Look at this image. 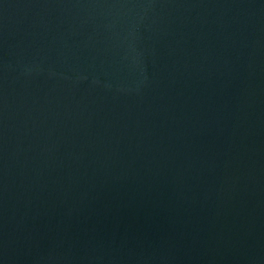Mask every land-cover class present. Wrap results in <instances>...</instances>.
Returning <instances> with one entry per match:
<instances>
[{
  "label": "water",
  "instance_id": "water-1",
  "mask_svg": "<svg viewBox=\"0 0 264 264\" xmlns=\"http://www.w3.org/2000/svg\"><path fill=\"white\" fill-rule=\"evenodd\" d=\"M0 264H264V0H0Z\"/></svg>",
  "mask_w": 264,
  "mask_h": 264
}]
</instances>
